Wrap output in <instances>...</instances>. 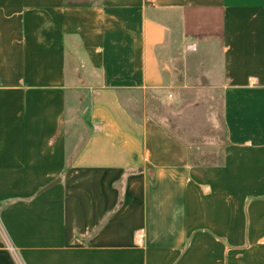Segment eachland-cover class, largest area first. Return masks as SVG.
I'll return each mask as SVG.
<instances>
[{
    "label": "crops",
    "instance_id": "0c3cea01",
    "mask_svg": "<svg viewBox=\"0 0 264 264\" xmlns=\"http://www.w3.org/2000/svg\"><path fill=\"white\" fill-rule=\"evenodd\" d=\"M0 264H264V0H0Z\"/></svg>",
    "mask_w": 264,
    "mask_h": 264
},
{
    "label": "rangeland",
    "instance_id": "374dc122",
    "mask_svg": "<svg viewBox=\"0 0 264 264\" xmlns=\"http://www.w3.org/2000/svg\"><path fill=\"white\" fill-rule=\"evenodd\" d=\"M202 28L205 29L206 25H203ZM215 44L212 46V52L216 54L215 61H213L211 65L212 68H218L220 66L218 46ZM212 60L213 59H211V61ZM203 91H206V89H195L191 95L187 96L188 98L186 100L180 98L179 94L174 92L173 99H168V97H166V101L170 104L172 103L170 107H162L158 102L148 105L149 112L154 113L156 116L160 115L163 119L167 117L169 120L170 118V123L168 122L170 128L173 129L175 125L179 124L180 130L183 133L182 137L192 143L193 162H198L200 164L218 160L222 154L223 144V135L215 136L210 134V132L220 125V120L218 118V112L220 110L219 98H216L215 102L208 105L206 100L202 99L203 101H201L202 96L206 93ZM76 94L77 93L74 91H68V115H70L74 109ZM196 97L201 98L199 100L197 99V102H192ZM188 99H190V101Z\"/></svg>",
    "mask_w": 264,
    "mask_h": 264
},
{
    "label": "trees",
    "instance_id": "16d2710c",
    "mask_svg": "<svg viewBox=\"0 0 264 264\" xmlns=\"http://www.w3.org/2000/svg\"><path fill=\"white\" fill-rule=\"evenodd\" d=\"M66 6L89 7L102 4V0H64ZM146 6H153V0H145Z\"/></svg>",
    "mask_w": 264,
    "mask_h": 264
}]
</instances>
